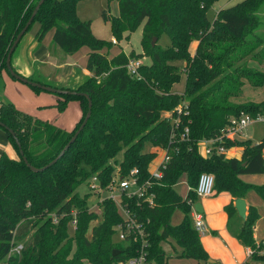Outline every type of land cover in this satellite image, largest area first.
I'll return each mask as SVG.
<instances>
[{"label": "trees", "instance_id": "obj_1", "mask_svg": "<svg viewBox=\"0 0 264 264\" xmlns=\"http://www.w3.org/2000/svg\"><path fill=\"white\" fill-rule=\"evenodd\" d=\"M37 1L0 0V75L4 72L16 80L8 74L5 55ZM76 1L43 0L32 19L38 25L35 38L41 40L52 29L51 42L66 54L87 45L85 69L91 70L92 75L73 88L51 85L36 75L26 77L42 85L82 93H52L58 111L68 101L78 103L81 114L73 128L61 129L48 120L18 110L9 101L0 100L3 125L0 131L16 153L13 158L0 153V264H75L80 259L109 264L135 256L139 251L145 264H169L170 256L161 245L168 239L180 248L175 253L177 257L205 261L208 256L189 215L190 202L197 201L191 188L198 174L212 175L213 194L227 192L231 198H242L248 190H253L264 202V181L254 185L238 178L240 174L264 175V136L256 143L249 139L225 141V147H241L240 158L215 152L202 157L196 145L199 139L218 134L231 114L240 110L264 113V93L257 103L231 101L240 94L243 80L253 86L264 85V71L247 64L252 61L264 66L263 37L254 32L260 26L256 13L264 0H240L219 9L211 22L206 18L205 8L213 0H116L117 14H102L109 22L112 37L125 32L126 38L143 22L140 45L149 51L150 61L138 65L137 76L127 72L130 56L123 51L110 58L99 51L102 45L110 46V40L93 37L88 21L79 20L75 14ZM162 33L168 38L164 46L157 42ZM152 38L154 44L150 45ZM193 41L196 45L190 52ZM100 74L103 76L99 79ZM181 74L184 75L182 91L173 92L170 88ZM25 85L33 91H42ZM84 94L89 97L91 107L82 129L53 164L42 171L30 170L19 156L15 139L31 166L46 165L82 121L87 109ZM177 106L179 113L173 111ZM161 111H171L178 118L176 135L187 127L185 139L169 140L172 124L161 117ZM5 128L11 129L13 136ZM145 141L150 146L164 147L169 158L160 184L150 187L154 193L152 206L134 196L121 198L127 211L143 223L144 243L129 237L121 243L112 242L113 226L121 218L109 198L101 200V218L90 227L88 238L85 231L94 214L78 195L77 188L81 183L87 186L92 175L100 186H106L114 166L119 176H126L131 168H136L139 181L148 179L147 165L154 152L143 148ZM120 150L122 157L117 161L115 156ZM182 175L190 187L183 197L173 188ZM175 209L183 215L173 225L170 218ZM224 209L227 216L234 212L230 202ZM72 213L76 224L72 233L74 251L69 257ZM50 214L55 215V221ZM257 217L256 209L249 206L236 238L252 250L253 260L264 263V255L256 253L264 249V241L258 244L252 238ZM13 243H21L17 255L9 254ZM112 249H118L119 253L111 256Z\"/></svg>", "mask_w": 264, "mask_h": 264}, {"label": "rangeland", "instance_id": "obj_2", "mask_svg": "<svg viewBox=\"0 0 264 264\" xmlns=\"http://www.w3.org/2000/svg\"><path fill=\"white\" fill-rule=\"evenodd\" d=\"M239 1L240 0L211 1L205 8V15L207 20L211 22L219 9L230 6ZM75 14L79 20L88 21L91 34L93 35L94 38L102 39V40H110V46L102 45L99 50L101 53H106L107 58H110L119 51H123L124 53L130 56V59L138 60L139 65L142 63L146 64L150 61L149 51L142 49L140 45L143 22H140L137 25V27L128 34V37L126 38H124L125 32H122L120 36L116 38L111 36L109 22L106 18L104 19L102 17V14L104 16L116 15L117 14L116 0H77L75 3ZM256 14L260 26L254 32L255 34L263 37V41L261 42L264 43V5L260 10L257 11ZM37 28H38L37 23L32 22L28 32L30 33L33 30L36 31ZM50 32L52 33V29L48 30L46 36L42 38L43 39L48 38ZM157 42L159 45L164 46L166 43H168V38L164 33H162L160 34V37ZM149 44L151 45V39L149 41ZM41 45L44 44L42 43ZM44 52H48L49 55L54 58V61L51 59H46L48 57H45ZM88 52H89V48L87 45H82L73 54H66L62 52L52 42L50 49L46 48L45 46L38 47V49L35 51L34 54H36L40 58H44L43 59L44 61H42L37 66L38 72L36 74V78L39 79L40 81L47 82L51 85H58L56 82H61V83L64 82L63 84H66L71 88H73L77 84H79L82 80L92 75L91 70L87 71L85 69L86 56ZM247 64L256 69L264 68V66H262L261 64H257L252 61H247ZM137 75H138V71L136 72V76ZM102 76L103 74H100L98 76L99 79ZM183 77L184 75L181 74L178 82L172 84L170 89L173 92L180 93L182 91ZM4 83L5 82L0 77V100L9 101L12 103V101L6 99V95L3 93ZM19 85H22V87L29 89L32 98H30L29 101H26L25 103H21V104L12 103L15 108L31 116L37 117L41 120H48L49 122L54 123L57 127L61 129L64 130L72 129V127L74 126L73 122L74 120H76L78 111H80L79 105L76 101H68L65 108L62 111H58L54 106V102L56 99V96L54 94L45 91L36 92L25 84H19ZM263 93H264V85L253 86L249 84L246 80H243L240 88V94L236 97H232L231 101L234 103H248V102L257 103L262 100ZM11 98H15V97L11 96ZM14 100L16 102H20L18 98ZM177 108L178 106L175 107L173 110L175 111V113H177L176 112ZM162 113H166L167 115L173 117L171 111H164V112L161 111L160 115H162ZM263 134H264V123H253L248 125L246 128H244V130L242 131V133L239 135L238 138L239 139L248 138L252 142H255L258 139H260L263 136ZM150 145H151L150 143L145 141L143 143V148L146 150H151V147L156 148V146H150ZM10 147L11 145L8 142L6 135L4 134V132L0 131V153L2 152L4 153V148L8 150L10 149ZM236 147H239L240 148L239 150L241 151L240 146H236ZM156 155L158 154H154V157L149 162L153 161L155 163L157 160ZM225 155L227 156L228 154ZM240 156H241V152L237 158H240ZM121 157H122V150H120L116 154L115 158L117 161H119ZM118 176H119V170L117 166H114L112 172V178H116ZM240 177L242 180L254 184H260L264 180L263 174H252V175L242 174L240 175ZM186 185L187 184L185 181V177L184 175H182L181 177H179L173 188L179 196L183 197L186 191ZM111 186H113V184ZM109 187L108 186L91 187L89 186V184H87L86 186L85 184L81 183L80 186L77 188L78 195L85 199V202H87L88 210L94 214V218L89 222L88 228L85 231V235L88 238L90 235V227L96 224L101 218V207H100L101 200L103 198L108 197V195H110V193H112L114 190L112 189V192H110ZM249 193L250 190H248L246 194L252 195V193L251 194ZM223 197H225V192H219L216 196H211L208 198H197V201L201 202L205 209L204 213H201L203 228L205 227L206 230L207 229L209 230V233L206 234L208 236L205 237V239L200 232H198V235L201 245L203 244L202 247L203 246L205 247L203 249L205 250L208 256V259L212 257V258H217L218 260H222L221 262L223 261L227 262L226 261L228 258L227 252L223 249V246L226 244V242L225 244L220 242V240L224 238V236L220 233L217 234L219 231L223 230L226 231V233L229 235V230H227L226 227H224V222H225L224 215L226 214L224 209L225 206L224 204L226 202H223ZM207 206L210 209L209 212L207 211ZM182 215L183 214L179 209L173 210V213L170 218V223L173 225L177 224L181 220ZM49 216L52 218L55 215L50 214ZM53 220H55L54 217L52 218V221ZM116 226L117 224L113 226L114 233L112 234V242L114 243L124 242L118 240ZM259 226H260V231H259L260 234L264 233V222H260ZM213 232H215L214 235ZM72 233H73V229L70 227V230H68V237H69L68 241L71 244L69 257L74 251V241H72L73 239ZM161 245L165 251L164 253L170 256L169 259L167 260L169 264H203L204 263V261L201 260L177 257L175 253L178 250H180V248L177 246L176 243H174L172 239H168L167 242H162ZM206 248H209V250ZM259 250L260 249L256 251L257 254ZM221 262H219V264H222ZM255 263L264 264L263 261L260 260H255ZM75 264H92V263H90L86 259H80ZM109 264H121V261L120 260H117L115 262L112 261Z\"/></svg>", "mask_w": 264, "mask_h": 264}, {"label": "built area", "instance_id": "obj_3", "mask_svg": "<svg viewBox=\"0 0 264 264\" xmlns=\"http://www.w3.org/2000/svg\"><path fill=\"white\" fill-rule=\"evenodd\" d=\"M139 65V61L135 59H129L126 64V70L131 76H136L137 67ZM177 113L180 112V107L176 110ZM161 117L166 118L172 124L170 129L169 140H178L185 139L187 136L188 129L186 126L183 127L182 131L176 135L174 128L177 126L178 118L171 117L166 113H162ZM253 123H264V113L263 112H255L251 113L248 111H238L235 114H231L227 118L226 124L219 129L218 134L215 136L199 139L196 142L197 149L199 154L202 157H205L212 152L226 154V151L229 147L224 146L225 141H234L237 140L239 135L242 133L244 128ZM156 155V162H149L147 165L148 171V179L145 181H139L137 175V169L131 168L126 176H118L116 178H112L106 186L109 187V191L113 192L108 195V197L114 202V205L117 209L118 215L121 218V221L117 224V236L119 241L128 240L127 237L131 238V240L135 241L140 239V243H144V225L142 222L138 221V219L130 214L124 203L121 202L122 196L130 197L134 196L140 201L146 203L148 206L153 205L154 193L150 188L152 184H160V179L163 175V171L166 168V164L168 162V153L164 147L152 148L151 150ZM153 162V163H152ZM89 186L93 187H101L97 181L96 177L92 175L88 181ZM187 184V183H186ZM190 189L188 185H186V191ZM197 198H204L213 195V177L211 174L206 172H201L198 174L195 185L191 188ZM115 192V194H114ZM117 197V198H116ZM190 213L192 217V225L194 230L198 233H202L204 231L202 217L201 214L196 212L193 208V202H190ZM55 221V220H53ZM75 217L72 213V217L70 220V227L74 230L75 228ZM21 250V243H13L9 248V254H19ZM247 252L250 255L252 250L247 248ZM258 254L264 255V249H260ZM121 264H145L144 255L141 251L138 252L137 255L120 260Z\"/></svg>", "mask_w": 264, "mask_h": 264}, {"label": "crops", "instance_id": "obj_4", "mask_svg": "<svg viewBox=\"0 0 264 264\" xmlns=\"http://www.w3.org/2000/svg\"><path fill=\"white\" fill-rule=\"evenodd\" d=\"M36 31L33 30L30 33L28 31H26L21 36L20 40L18 41V43L16 44L15 48L13 49V51L10 55V65H11L12 69L16 73H18L24 77L35 76L38 72L37 66L42 61H44L43 60L44 58H40L39 56L34 54L35 51L38 49V47L45 46L46 48H49V49L51 48V41L50 40H51V34L52 33L50 32V35L48 36V38L43 39L47 34V32H46L41 40H37L35 38ZM42 43L44 45H41ZM195 45H196L195 41L190 43V45H189L190 52H192L194 50ZM52 48H54V47H52ZM44 54H45V57H48L46 59H51L54 61V58L51 57L48 52H44ZM86 59H87V56H86ZM258 70L264 71V68H261V69L259 68ZM0 77L5 82L4 88H3V93L6 95V99L12 101L13 104L14 103H20V104L25 103L26 101H29L30 98H32L31 97L32 95H30L29 89H26L25 87H22V85H19V84H23V83L11 79L4 72H1ZM56 83L58 85H66V84H63L64 82H62V83L56 82ZM54 86H56V85H54ZM11 96H13L15 98H11ZM17 98L20 100V102H16L14 100ZM80 114H81L80 111H78L76 120H74V122H73L74 125L78 121L77 119H79ZM263 136H264V134H263ZM246 139H248V138H246ZM257 141H259V139ZM257 141H255L253 143H256ZM11 148H12V146L8 150H6V148H4V153L8 157H11V158L16 157L15 151L13 150V148L12 149ZM239 149H240L239 147L231 146L226 151V154H228V155L227 156L225 155V156L237 158L241 152ZM151 150H152V147H151ZM263 154H264V147L262 149V157L264 160ZM156 158H158V157H156ZM240 175H242V174H240ZM240 175H238V178L240 180H242ZM250 175H252V174H250ZM242 181L247 182L244 180H242ZM247 183H251V182H247ZM251 184H254V183H251ZM254 185H259V184H254ZM251 193H252V195H247L245 193L246 195H244L242 198L245 201V215L247 213V208L249 206L255 208L257 211L258 217L252 226V238L254 239L255 243H258L259 241H261V242L264 241V233L260 234V232H259L260 231L259 224H260V222H264V202L259 197H257L255 195V192L253 190H250L249 194H251ZM217 194L218 193L213 194L211 196H216ZM211 196H209V197H211ZM252 196H254V197H252ZM204 198H208V197H204ZM234 199L235 198H231V196L227 192H225V197H223V202H226V203L224 205H226L227 203L230 202V203H232V206H233V200ZM196 202H198V201H196ZM194 203H193V205H194ZM199 203H200L201 208H202L201 213H204V211H205L204 206L201 202H199ZM209 210L210 209L207 206V211L209 212ZM189 215H190V218L192 219L190 212H189ZM224 218H225L224 227H226V229L229 230V235L226 233V231H223V230L219 231L217 234L220 233L224 236V238H222L220 240V242H222L224 244L226 242V244L223 246V249L227 252V256H228V258L226 260L227 262H225V261L221 262L222 260H218L217 258L210 257L211 259L207 258L203 264H209V263L210 264H219V262H221L222 264H256L255 260H253L250 257V255L248 254L247 247L242 246L239 243L238 239L236 238V235H237V233L241 227L242 220L237 216L235 209H234V212L230 216H227V214H225ZM239 220H241V221H239ZM213 231H214V229H213ZM207 233H209V230L208 229L206 230V228L204 227V231L201 233L203 235L204 239H205V237L208 236V235H206ZM214 234H215V232H213V235ZM203 248H205V247L203 246ZM206 249L209 250V248H206Z\"/></svg>", "mask_w": 264, "mask_h": 264}, {"label": "water", "instance_id": "obj_5", "mask_svg": "<svg viewBox=\"0 0 264 264\" xmlns=\"http://www.w3.org/2000/svg\"><path fill=\"white\" fill-rule=\"evenodd\" d=\"M42 2H43V0H38L37 1V3L35 4L32 12L30 14V16L26 20L25 24L22 26V28L19 30V32L15 35L14 39L12 40L10 46L7 49L4 62H5V67H6L7 71H8V74L11 77H13L14 79H16L17 81H19L21 83H25V84L31 85L32 87L38 88V89H40L42 91L55 93V94H69V95L82 94V93H79V92H76V91H73V90L58 89V88H54V87H51V86L42 85V84H39V83L34 82V81H30L26 77L15 73L10 67V55H11L13 49L15 48L16 44L20 40L21 36L25 33V31L29 27V25L32 22V19H33L34 15H35V12H36L37 8L39 7V5ZM154 40H155V38H152L151 44H153ZM84 96L87 98V109H86V112L84 114V117H83L82 121L80 122L78 127L75 129L74 133L69 138L67 143L63 146V148L56 155V157H54L46 165H44V166H42L40 168H34L33 166H31L27 162L25 157L22 155V151L19 149V144H18L17 140L15 139L16 145L18 147L19 156L21 157L22 161L25 163V165L30 170H32V171H42L43 169H45L48 166H50L51 164H53L63 154V152L67 149L68 145L74 140V138L77 135V133L82 129V127H83L84 123L86 122V120H87V118L89 116V113H90L91 101H90L89 97L86 94H84ZM0 126H3V125L0 123ZM5 129L13 136V132H12L11 129H8V128H5ZM233 207H234V209L236 211L237 216L243 221L245 219V201L243 200V198H240V197L235 198L233 200ZM193 208L198 213L202 212V208H201V205H200L199 202H195L194 205H193ZM117 253H119V250L112 249L111 256H115Z\"/></svg>", "mask_w": 264, "mask_h": 264}]
</instances>
